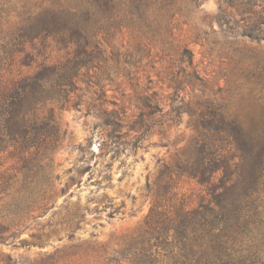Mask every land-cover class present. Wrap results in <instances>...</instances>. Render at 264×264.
<instances>
[{"label": "trees", "instance_id": "16d2710c", "mask_svg": "<svg viewBox=\"0 0 264 264\" xmlns=\"http://www.w3.org/2000/svg\"><path fill=\"white\" fill-rule=\"evenodd\" d=\"M77 1L76 6L64 8L32 0H0V200L10 197L8 205L14 207L0 216V243L18 236L24 217L48 209L52 199L48 190L34 198L22 195L48 185L47 177L44 185L41 180L65 133L56 107L63 110L73 102L84 70L107 69L110 60H119L113 52L106 54L101 37L112 28L136 30L141 35L148 29L153 35L157 33L151 31L153 24L156 29L161 24L151 19H163L168 29L177 15L185 16L182 0ZM226 4L202 24L211 27L215 22L220 31L264 41V0ZM202 33L196 30L194 36L201 46ZM30 50L43 59L32 73H23L35 62ZM53 52L62 54L53 57ZM173 52L191 69L176 77L173 58L168 61L173 85L168 86L173 90L169 100L176 105L168 114L157 103L156 93L138 94L140 113L128 131L136 133L132 137L136 143L154 128L159 113L162 119L175 114L170 119L174 123L180 113H187L194 118L198 135L182 161L160 170L142 228L108 263L163 264L166 258V264H264V106L244 112L223 109L209 93L210 82L195 70L192 51L176 48ZM241 56L255 64L254 68L247 65V76L263 81L264 62L259 61L264 53L256 60ZM185 86L191 93L200 92L194 104L179 96ZM104 97L97 105L98 118L116 132L125 119L108 109L115 103ZM7 159L12 163L4 168ZM182 176L206 191L194 208L184 202L162 203L163 196L175 188L173 177ZM14 189L17 196L13 197ZM13 216L22 220L11 224ZM63 224L71 238L80 220L74 215ZM41 238L37 237L39 245ZM0 256V264H16L9 256ZM60 259L56 251L41 264H57Z\"/></svg>", "mask_w": 264, "mask_h": 264}, {"label": "rangeland", "instance_id": "374dc122", "mask_svg": "<svg viewBox=\"0 0 264 264\" xmlns=\"http://www.w3.org/2000/svg\"><path fill=\"white\" fill-rule=\"evenodd\" d=\"M182 1L185 10L181 14L185 16L177 15L168 29L163 19H151L161 24L157 29L153 24L151 31H157L153 35L148 29L143 31V36L136 30L112 28L109 35L101 37L106 54L113 52L120 58L110 60L107 69L84 70L73 102L63 110L56 107V116L65 133L59 149L52 155L50 169L41 180L44 185L47 177L48 185L37 193L22 195L34 198L41 190H48L52 199L46 211L24 217L18 236L0 243V255L9 256L16 264H41L58 251L62 259L57 264H109L111 258L117 257L116 252L138 233L152 205V191L160 170L182 161L198 135L194 118L187 113H180L175 123L170 120L175 114L162 119L159 113L154 128L136 143L132 141L136 133L128 131L140 113L138 94L156 93L157 103L168 114L172 105H176L169 100L173 90L168 86L173 85L168 61L173 58L176 77L190 73L191 69L179 61L173 49L192 51L195 70L210 82L209 93L218 106L237 112L261 110L264 106V79L257 82L256 78H249L247 65L254 68V61L242 60L241 56L258 59L264 53V41L220 31L215 22L211 27L202 24L203 19L209 20L217 14L220 5L227 6L229 0ZM32 2L64 8L78 3L77 0ZM196 30L203 32L200 36L203 46L194 42ZM164 49L166 52L162 53ZM55 53L53 57L62 54ZM30 54L35 62L23 69V73H32L43 59L36 57V51L30 50ZM259 62L262 65L264 58ZM183 89L179 96L194 104L200 92L191 93L187 86ZM104 95L115 103L108 109L125 119L124 126L116 132L98 118L97 105L105 100ZM5 162L4 168H9L12 162L9 159ZM173 183V192L163 196L165 205L184 202L188 208H194L199 197H206L205 189L193 179L173 177ZM16 191L10 195L17 196ZM10 203V197L0 200V216L8 215L7 209L14 210ZM74 215L80 225L68 238L63 223ZM20 220L21 217L17 220L13 216L11 224ZM39 236H42L41 245ZM22 240L26 242L20 243ZM166 263L165 258L163 264Z\"/></svg>", "mask_w": 264, "mask_h": 264}]
</instances>
